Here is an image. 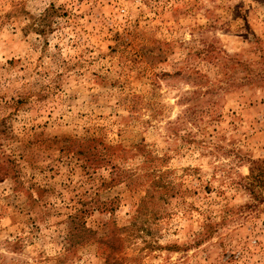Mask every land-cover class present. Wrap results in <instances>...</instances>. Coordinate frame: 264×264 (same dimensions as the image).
<instances>
[{
	"label": "rangeland",
	"instance_id": "374dc122",
	"mask_svg": "<svg viewBox=\"0 0 264 264\" xmlns=\"http://www.w3.org/2000/svg\"><path fill=\"white\" fill-rule=\"evenodd\" d=\"M0 264H264V0H0Z\"/></svg>",
	"mask_w": 264,
	"mask_h": 264
}]
</instances>
